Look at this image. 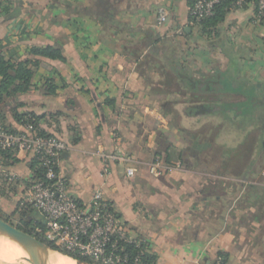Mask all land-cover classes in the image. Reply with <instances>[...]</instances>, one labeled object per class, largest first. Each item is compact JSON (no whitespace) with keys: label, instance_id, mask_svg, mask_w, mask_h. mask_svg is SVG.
Wrapping results in <instances>:
<instances>
[{"label":"crops","instance_id":"obj_1","mask_svg":"<svg viewBox=\"0 0 264 264\" xmlns=\"http://www.w3.org/2000/svg\"><path fill=\"white\" fill-rule=\"evenodd\" d=\"M119 1L121 23L181 47L180 61L205 81L201 91L168 92L166 68L136 46L143 34L104 32L74 8L89 0H10V12L0 13V50L25 59L32 46L61 43L67 57L43 59L19 111L39 116L68 145L59 170L69 193L88 206L101 191L127 233L149 242L156 264H222L221 251L225 264H264V20L249 3L202 33L189 0ZM49 77L59 86L55 95L38 89ZM188 98L219 107L190 116L169 111ZM5 112L8 125L21 129ZM157 153L170 166L158 176L149 170ZM15 158L0 172L1 197L7 188L25 198L35 173L30 155Z\"/></svg>","mask_w":264,"mask_h":264},{"label":"trees","instance_id":"obj_2","mask_svg":"<svg viewBox=\"0 0 264 264\" xmlns=\"http://www.w3.org/2000/svg\"><path fill=\"white\" fill-rule=\"evenodd\" d=\"M9 1L10 0H5L4 3L0 2V13L10 12L11 8L9 7ZM195 1L196 0H189L190 7L193 6ZM89 2L90 3L87 6L75 5L74 8L78 9L85 15L99 20L103 24L102 27L104 32H106L108 27H111L116 29H127L134 34H137L138 32L143 34L141 41L136 42V46L138 49L146 50L152 59L161 62L166 68V88L168 92H180L190 96V93L194 90L201 91V89H199V84H204L205 81L197 80L188 67L185 66V62L180 61V46H177L166 38L163 39L158 37L153 30L135 29L129 25L121 23L118 15L122 11V4L119 0H89ZM248 3L254 4L257 9L258 0H247V4ZM235 7L234 0H225L216 5L213 16L195 22L193 25L200 26L202 33H211L212 30L225 20L230 9ZM262 20H264V17ZM28 55L29 57L25 59H15L8 57L5 52L0 50V122L4 128L10 132H21L26 124H31L37 129L39 134L43 136H52V134H49L42 128L39 116L30 111H19V108L24 105L20 99L22 95L35 88L32 79L35 71L43 62V59L66 62L67 57L65 49L61 43L49 44L46 46H32L28 51ZM193 85L196 86L192 87ZM58 88L59 86L55 77L46 78L42 86L38 87V89H41L45 95H55ZM204 94L202 95V93H200L199 96L202 95L204 97ZM199 101L200 102H197V104L195 100L188 98L184 102L171 104L169 111L173 114L183 113L190 116L197 113L208 114L219 107L217 104H214V102H210L207 99H199ZM106 103L114 106L115 100L107 98ZM6 108L12 111L16 121L20 124L21 129L13 128L11 125H8L5 118ZM6 157L9 159L7 165H11L18 161V159L10 153H7ZM155 158H160L158 153ZM30 165L35 169L36 177L40 178L42 175V167L38 165L37 159L33 156H31ZM77 201L82 205L81 201ZM109 204L111 209L115 210L111 202H109ZM116 214L120 217L117 211ZM39 219L40 220L36 218H29L28 220L22 219L17 226L49 247L60 251L61 253L74 256L82 263L102 264L101 262L95 261L92 257L69 252L61 248V246L55 242L48 240L45 236V224L41 218ZM114 242L116 243V252L118 254L122 256L127 254L130 260L139 256L143 262L156 264L157 257L151 250L149 242L142 239L140 240V238L127 240L121 238L119 235H114L108 244V250H111L112 247L110 246ZM219 256L221 263L225 264L228 255L221 251Z\"/></svg>","mask_w":264,"mask_h":264},{"label":"built area","instance_id":"obj_3","mask_svg":"<svg viewBox=\"0 0 264 264\" xmlns=\"http://www.w3.org/2000/svg\"><path fill=\"white\" fill-rule=\"evenodd\" d=\"M223 1L225 0H196L189 10L191 22L213 16L216 5ZM234 4L236 7H243L247 0H234ZM255 16L257 21H262L264 0H258ZM166 19L167 13L161 12L160 22ZM67 149L68 145L62 139L43 136L31 124H26L21 132H10L0 122V172H6L5 167L9 161L7 153L14 157L26 153L35 157L42 167L40 178L36 177V173L32 175L25 199L43 217L48 240L69 252L92 257L102 264H153L143 262L139 256L130 260L127 254H118L115 242L111 244V250H108V244L114 235L127 240L135 239L127 233L116 211L111 209L101 191L95 193L93 203L88 206L81 205L69 193L67 182L59 170L61 156ZM169 168L160 158H155L149 164L150 172L157 176ZM135 172L134 166L126 169L129 177H133ZM6 176L16 179L13 173H7Z\"/></svg>","mask_w":264,"mask_h":264},{"label":"bare ground","instance_id":"obj_4","mask_svg":"<svg viewBox=\"0 0 264 264\" xmlns=\"http://www.w3.org/2000/svg\"><path fill=\"white\" fill-rule=\"evenodd\" d=\"M27 241L36 258L40 261H50L54 264H75L63 257L59 252L44 246L34 238ZM26 256L19 245L9 236L0 231V264H28L21 258Z\"/></svg>","mask_w":264,"mask_h":264},{"label":"rangeland","instance_id":"obj_5","mask_svg":"<svg viewBox=\"0 0 264 264\" xmlns=\"http://www.w3.org/2000/svg\"><path fill=\"white\" fill-rule=\"evenodd\" d=\"M227 139L228 138L226 137V140ZM8 191L6 188L5 195L2 197L0 196V216L6 218L9 222L16 226L22 219L28 220L29 218H36L40 220L39 218H41V214L32 204L26 201L25 198L21 197L20 194H16L15 197V195L12 196L9 194Z\"/></svg>","mask_w":264,"mask_h":264},{"label":"water","instance_id":"obj_6","mask_svg":"<svg viewBox=\"0 0 264 264\" xmlns=\"http://www.w3.org/2000/svg\"><path fill=\"white\" fill-rule=\"evenodd\" d=\"M0 231L3 232L5 235L9 236L10 238H12L19 245V247L22 249V251L26 255V256L22 257L21 259L24 260L25 262H27L28 264H54L53 262H50V261L38 260L36 258V256L34 255L33 251L31 250V247L29 246L27 238L28 237L34 238L35 240H37L38 242H40L44 246H47L48 248H51V247L42 243L36 237L27 233L25 230L21 229L19 226H16V225L10 223L9 221H7L2 216H0ZM51 249L55 250L53 248H51ZM55 251H57V250H55ZM57 252H59L63 257H66L69 260L73 261L75 264H84V263L80 262L77 258H75L74 256L61 253L60 251H57Z\"/></svg>","mask_w":264,"mask_h":264}]
</instances>
